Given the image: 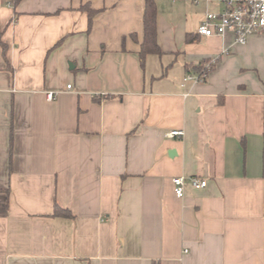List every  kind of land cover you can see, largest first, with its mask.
<instances>
[{"label": "crops", "instance_id": "1", "mask_svg": "<svg viewBox=\"0 0 264 264\" xmlns=\"http://www.w3.org/2000/svg\"><path fill=\"white\" fill-rule=\"evenodd\" d=\"M156 1L142 66L145 0H0V264H264V33Z\"/></svg>", "mask_w": 264, "mask_h": 264}, {"label": "built area", "instance_id": "2", "mask_svg": "<svg viewBox=\"0 0 264 264\" xmlns=\"http://www.w3.org/2000/svg\"><path fill=\"white\" fill-rule=\"evenodd\" d=\"M198 2L199 0H193ZM218 1L223 9L220 12L207 11L203 21L199 25L198 33L204 36H224L233 32L235 42L245 44L252 35L264 33V0H207ZM217 59H209L202 65L201 72L195 75H187L185 80L192 79L195 82L204 81L208 72L213 68ZM71 88V85H68ZM56 92H49L48 99L52 100ZM183 130L176 129L167 133L168 137L182 136ZM189 180V181H188ZM175 195L183 197L186 184L189 182L194 188H203L207 180L200 177L177 176L173 178Z\"/></svg>", "mask_w": 264, "mask_h": 264}, {"label": "trees", "instance_id": "3", "mask_svg": "<svg viewBox=\"0 0 264 264\" xmlns=\"http://www.w3.org/2000/svg\"><path fill=\"white\" fill-rule=\"evenodd\" d=\"M13 4L16 6L21 0H11ZM89 9V17L92 19L94 11ZM157 18H158V7L156 0H145V7H144V15H143V22H144V37L143 41L140 45L139 50V57L142 66L145 65V60L147 55L154 53V54H161L162 50L158 42V26H157ZM1 30H0V42L3 48V52H6V45L1 40ZM202 66L196 68L197 72H201ZM55 215H66L70 216L71 212L61 208L60 206H56L55 208Z\"/></svg>", "mask_w": 264, "mask_h": 264}]
</instances>
